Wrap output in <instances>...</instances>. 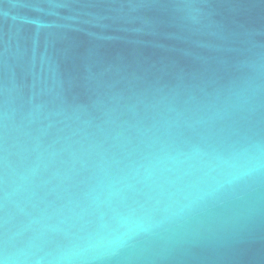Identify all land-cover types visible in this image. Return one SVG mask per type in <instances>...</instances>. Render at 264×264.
<instances>
[{
	"label": "water",
	"instance_id": "water-1",
	"mask_svg": "<svg viewBox=\"0 0 264 264\" xmlns=\"http://www.w3.org/2000/svg\"><path fill=\"white\" fill-rule=\"evenodd\" d=\"M0 264H264V0H0Z\"/></svg>",
	"mask_w": 264,
	"mask_h": 264
}]
</instances>
